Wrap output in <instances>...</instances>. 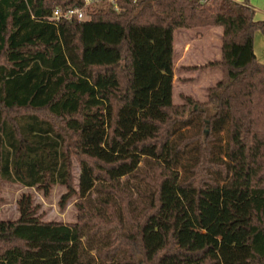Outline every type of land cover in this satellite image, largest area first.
I'll return each instance as SVG.
<instances>
[{"label":"trees","instance_id":"1","mask_svg":"<svg viewBox=\"0 0 264 264\" xmlns=\"http://www.w3.org/2000/svg\"><path fill=\"white\" fill-rule=\"evenodd\" d=\"M88 2L85 19L51 20ZM254 15L250 0H0V206L4 182L45 195L65 186L62 204L78 197L74 222L45 221L23 193L16 220L0 215V264H264V64L254 51L264 21ZM212 27L220 58L180 70L220 76L203 100L177 103L176 34ZM161 165L181 171L197 210L210 191L248 182V212H230L248 241L181 247L174 214L149 259ZM173 255L187 257L164 260Z\"/></svg>","mask_w":264,"mask_h":264},{"label":"rangeland","instance_id":"2","mask_svg":"<svg viewBox=\"0 0 264 264\" xmlns=\"http://www.w3.org/2000/svg\"><path fill=\"white\" fill-rule=\"evenodd\" d=\"M89 3V4H88ZM85 5V18L91 8V2ZM219 28L204 30L202 32L186 30L176 34V79L174 100L180 103L184 96L191 95L203 100L208 87L218 80L220 74L213 69H196L192 72H183L184 65L200 67L220 56ZM184 79L187 82L183 81ZM185 82V83H184ZM77 157L73 158V173L78 183L80 165ZM167 184L164 190L163 208L157 220L153 221L146 230L145 246L148 258L152 259L157 251L167 242L170 230V221L175 214L176 228L180 230L179 246H188L199 249L206 243L218 246L222 241L232 244H242L248 241L246 231L239 230V223H232L231 209L246 214L249 207V192L245 186L237 190L224 188L214 189L202 200L200 210L196 209L193 200V191L180 188L178 181L180 170L161 165ZM67 188L55 185L48 195L36 187H25L18 183L4 182L1 190L0 215L2 219L16 220L19 217L18 199L23 193L33 196L34 203L38 205V214L45 221L74 222L77 216V195L69 198L64 204L62 196ZM187 255H173L164 258L165 261L178 260Z\"/></svg>","mask_w":264,"mask_h":264},{"label":"crops","instance_id":"3","mask_svg":"<svg viewBox=\"0 0 264 264\" xmlns=\"http://www.w3.org/2000/svg\"><path fill=\"white\" fill-rule=\"evenodd\" d=\"M234 1H237L240 3L244 2V0H234ZM250 5L255 11V15H254L255 20L264 21V0H250ZM213 28H218V27H212L209 29H213ZM205 30H208V29H205ZM179 31L181 32V31H186V30H179ZM220 42H221V39H220ZM220 46H221V43H220ZM254 51H255V54L258 60L264 64V35L261 31H257L254 35ZM218 58H220V56ZM184 66H189V65H184ZM176 78H175V81H176ZM175 81H174V85H175Z\"/></svg>","mask_w":264,"mask_h":264},{"label":"built area","instance_id":"4","mask_svg":"<svg viewBox=\"0 0 264 264\" xmlns=\"http://www.w3.org/2000/svg\"><path fill=\"white\" fill-rule=\"evenodd\" d=\"M84 7H72L68 9L56 8L51 16V20L60 21L61 19H85Z\"/></svg>","mask_w":264,"mask_h":264}]
</instances>
